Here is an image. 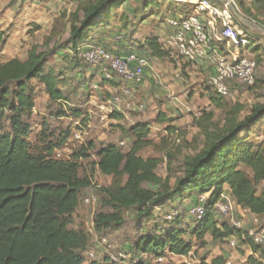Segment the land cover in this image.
Listing matches in <instances>:
<instances>
[{"label": "trees", "instance_id": "16d2710c", "mask_svg": "<svg viewBox=\"0 0 264 264\" xmlns=\"http://www.w3.org/2000/svg\"><path fill=\"white\" fill-rule=\"evenodd\" d=\"M157 1L79 0L73 12L60 15L61 20L69 22V51L85 64L83 68L89 66L99 71L100 86L113 88V85L122 83L117 77L107 80L99 69L83 61L80 57L82 52L97 48L88 47L86 43L96 37L92 36L95 31L107 30L112 24V16L124 8L129 9L132 2L141 4L142 16L139 20H146L148 16L144 15L148 13L151 14L150 18H155L161 7ZM261 1L264 0H258ZM170 4L178 6L181 14L189 15L195 11L189 4ZM148 5H151L150 9H147ZM247 13L249 14L248 11ZM178 17L180 16L174 14L166 23ZM119 20L122 28H126L128 21L123 13ZM34 29L39 30L36 26ZM3 38L0 33V44L3 43ZM53 38L54 35L47 37L46 47ZM251 50L253 53L252 45ZM132 52L145 56L147 60L168 58L175 61L171 58L172 51L166 50L156 37L145 38L144 43L136 45V51ZM48 56V53L39 52L35 46L28 52L26 60L13 59L0 64V264H88L81 255L89 246L88 234L69 228L73 224L81 191L92 185L90 177L81 176L79 160L88 157L86 154L93 148V144L87 143L86 147L72 154L68 160H56L52 158V153L63 145L68 134L58 142L48 141L40 150L35 149L29 142L30 127L24 122V118L34 108L28 87L31 81L40 82L50 100L66 101L63 92L58 89V75L46 67ZM64 58L67 59V56ZM253 58L257 64L259 59L256 60L255 56ZM68 65L71 69L80 67L72 59L67 60V69ZM185 67L186 65L182 67V72ZM259 82L256 76L252 87L235 82L231 95L235 88H253ZM137 86H141V83L132 87L135 89ZM209 89L212 90L210 86ZM226 99L228 98H220L216 94L209 98L210 105L222 111V121L214 120V110H203L200 116H193L197 133L191 143L199 140L201 143L193 154L184 158L181 176L175 179L172 186L169 178L162 180L156 174L161 159H144L139 155L151 145L147 127L137 126L132 129L135 140L127 152L114 146L98 152V161L93 166L102 175L126 177L124 185L102 190L107 196L105 204L116 213L119 210L136 209L139 217H148L151 207L164 206L172 198L189 199L194 207L198 204V195H208L205 216L199 223L194 221L196 225L192 228H181V217L177 214L171 216L170 226H155L153 231H145L134 243V257L137 260L133 264H147L139 260L143 255H153L157 259L168 256L186 257L189 254L194 257L191 243L184 239L187 234L200 242L202 247L205 246L206 236L216 241L234 237L252 255L264 256V245H256L249 238H243L244 233L232 229L229 224L218 226L214 218L215 206L226 192L236 206L254 218H264V140L253 142L250 137L252 128H256L264 120V106H255L249 114L242 116L245 106ZM6 113L9 114L7 117ZM4 118L8 122L7 130L1 126ZM167 122L171 123L172 120ZM176 130L171 125L167 128L171 134ZM175 156L177 154H165L167 165L172 164ZM144 184L159 186L162 191L154 193L146 190L143 188ZM118 221L120 219L115 214H99L94 220V228L108 229L113 223L119 224ZM249 261L250 264H264L254 258H249ZM224 263V258L217 257L211 262L201 259L194 264ZM90 264L116 263L107 260Z\"/></svg>", "mask_w": 264, "mask_h": 264}, {"label": "rangeland", "instance_id": "374dc122", "mask_svg": "<svg viewBox=\"0 0 264 264\" xmlns=\"http://www.w3.org/2000/svg\"><path fill=\"white\" fill-rule=\"evenodd\" d=\"M79 0H0V33L3 34V43L0 44V64L17 59L24 61L28 52L33 47H38L39 52H46L47 69L55 71L59 77L58 89L66 97V101H52L45 92L44 86L38 81L28 84L29 93L34 101V108L24 122L30 127L29 142L31 147L41 149L48 141L58 142L66 134L67 138L60 148L52 153L56 160H68L71 155L86 147L91 142L93 148L87 152V158L79 160L80 174L91 178V187L81 191L79 205L73 215V224L69 228L74 231H82L89 236V246L81 253L84 260L103 263L107 260L116 264H133L134 243L147 230H154L155 226L168 227L172 222L167 219V214L181 217V228L188 230L196 225L189 216V209L194 205L189 199L172 198L164 206L150 208L148 217L138 216L136 209L119 210L116 213L107 206V196L103 189L124 185L126 177H108L102 175L93 166L98 161V152L109 146L118 147L122 152L130 149L135 140L132 129L137 126L147 127L150 134L151 145L140 152L144 159H161L162 162L156 170V174L162 180L170 179V185L181 176L180 169L183 160L200 145L201 141L191 143L197 133L193 124V116H200L203 110L215 112V121L223 119V113L210 105V96H215L209 89L207 73L202 66H194L193 69L183 71L184 65L170 59H148L149 69L142 79L141 86H137L130 97L120 98V111L108 113L101 109L107 100L114 95H119L123 84L100 86L99 71L85 64L69 51V22L61 20L60 15H67L75 10ZM157 1V0H156ZM243 15L244 29L251 38V48L242 49L243 53L255 56L257 62L256 78L260 80L253 88L238 87L232 92L228 102H239L245 106L242 116L250 113L255 106H264V1L258 0H234ZM161 7L155 18L139 20L140 2H132L129 9H122L112 16L107 30L95 31L86 44L88 47L102 46L113 55H124L136 51V45H142L145 38H157L167 50V38L170 30L166 23L172 15L183 16L178 6L169 1L158 0ZM148 5L147 9H150ZM175 8V9H173ZM132 11H135L133 14ZM249 12V14L247 13ZM122 13L128 21L127 27L122 28L119 18ZM145 18V17H144ZM121 23V24H120ZM39 30L35 31L34 27ZM54 35L52 42L46 47L48 36ZM67 56V59L64 58ZM172 58V57H171ZM72 59L80 67L71 69L66 67L67 60ZM93 75V76H92ZM180 76V79L176 76ZM92 76V77H91ZM185 80V82H184ZM173 98H171L172 96ZM131 107L127 109L125 104ZM9 114L6 113L5 117ZM78 115V116H77ZM241 116V118H242ZM164 120V122H160ZM168 120H172L168 123ZM176 128L171 134L168 126ZM1 126L7 130L8 122L4 118ZM48 135L52 134V136ZM79 135L80 139H75ZM181 135H183L181 137ZM250 137L253 142L264 140V120L252 128ZM47 141H46V140ZM45 140V142H44ZM166 153L177 154L171 165L166 163ZM251 178V177H250ZM144 189L154 193H160L159 186L144 184ZM260 187L257 189L259 192ZM208 198V195H198L199 198ZM90 200L89 204L85 200ZM222 202L230 203L233 208V221L240 222L241 227L253 229L257 226L264 228V218L254 217L245 210L236 207L228 192L222 196ZM172 202V203H171ZM172 212V213H171ZM116 215L119 224L113 223L108 229L96 230L94 220L97 215ZM218 226L229 224L230 218L222 217L214 213ZM117 222V223H118ZM193 247V256L186 257L168 256L157 259L153 255H143L139 260L147 264H180L198 263L201 259L211 262L214 258H224V264H250L249 258H254L264 263V257L252 255L251 251L237 240L234 248L230 247V239L216 241L206 236L205 246L190 237H184ZM264 249V246H263Z\"/></svg>", "mask_w": 264, "mask_h": 264}, {"label": "built area", "instance_id": "2783aa9c", "mask_svg": "<svg viewBox=\"0 0 264 264\" xmlns=\"http://www.w3.org/2000/svg\"><path fill=\"white\" fill-rule=\"evenodd\" d=\"M164 1L189 4L195 9L192 14L167 21L170 28L167 49L172 51V58L178 61L177 66L180 63L190 67L210 65L208 85L220 98L231 97V89L235 82L246 87L254 85L258 66L253 57L242 51L244 48H251V38L239 20L243 19V15L234 0ZM80 57L86 64L99 69L107 80L117 77L123 84L119 95L110 97L106 104L101 106V109L108 113L120 111V98L132 95L134 91L132 86L141 83L149 68L147 58L137 52L115 56L103 47H97L87 49ZM176 78L180 79V76L177 75ZM125 107L129 109L131 105L127 103ZM75 139L79 140L80 136H75ZM90 202L85 200L87 204ZM197 203L188 213L199 223L205 216L206 198H199ZM215 209L220 216L230 218L229 226L242 231L243 238H249L256 245H264V228L241 227L240 222L233 221V208L230 203L220 201ZM167 219H171L170 214L167 215ZM253 222L257 225V218H254ZM230 240V247L234 248L237 239L232 237Z\"/></svg>", "mask_w": 264, "mask_h": 264}, {"label": "crops", "instance_id": "0c3cea01", "mask_svg": "<svg viewBox=\"0 0 264 264\" xmlns=\"http://www.w3.org/2000/svg\"><path fill=\"white\" fill-rule=\"evenodd\" d=\"M149 69V68H148ZM147 69V70H148ZM189 69H195L194 67H190V66H186L185 67V71H187V70H189ZM203 69H205V71H206V73H207V80L209 79V77H210V75H211V69H210V65H208V64H204V66H203ZM146 70V71H147ZM146 73V72H145ZM113 89V88H112ZM172 96V95H171ZM264 257V256H263Z\"/></svg>", "mask_w": 264, "mask_h": 264}, {"label": "water", "instance_id": "95a60500", "mask_svg": "<svg viewBox=\"0 0 264 264\" xmlns=\"http://www.w3.org/2000/svg\"><path fill=\"white\" fill-rule=\"evenodd\" d=\"M239 20L241 21V23L248 24V22H246V21L243 20L242 18H239Z\"/></svg>", "mask_w": 264, "mask_h": 264}]
</instances>
